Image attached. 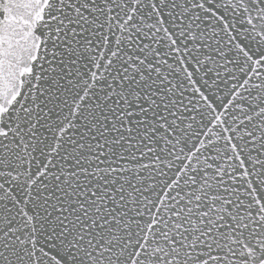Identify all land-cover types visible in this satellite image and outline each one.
<instances>
[{"label":"snow or ice","instance_id":"1","mask_svg":"<svg viewBox=\"0 0 264 264\" xmlns=\"http://www.w3.org/2000/svg\"><path fill=\"white\" fill-rule=\"evenodd\" d=\"M0 264H264V0H0Z\"/></svg>","mask_w":264,"mask_h":264}]
</instances>
